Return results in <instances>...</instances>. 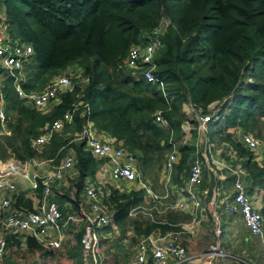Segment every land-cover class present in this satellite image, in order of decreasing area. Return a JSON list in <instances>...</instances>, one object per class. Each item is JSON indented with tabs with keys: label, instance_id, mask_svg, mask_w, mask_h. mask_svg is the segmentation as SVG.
<instances>
[{
	"label": "trees",
	"instance_id": "1",
	"mask_svg": "<svg viewBox=\"0 0 264 264\" xmlns=\"http://www.w3.org/2000/svg\"><path fill=\"white\" fill-rule=\"evenodd\" d=\"M7 30L33 47L20 83L25 91L39 90L69 65L80 68L70 89L59 93L46 110L19 98L11 76L0 79L8 133L0 134V159L50 158L54 164L71 149L77 187L92 176L105 158L93 156L78 138L87 121L96 131L114 137L136 158L140 176L155 177L174 143L179 158L170 173L179 185L194 157L195 132L182 140V103L202 109L223 99L212 126V139L224 140L244 156L247 187H259L264 218V162L252 159L236 138L238 131L260 134L264 125V0H0ZM161 45L153 53L151 72L162 82L135 77L124 64L129 47L146 41L161 20ZM71 112L69 122L51 132L41 147L31 144L44 125ZM158 111L160 120L154 119ZM70 147L65 151V145ZM199 188L207 186V173ZM41 186L36 187L40 196ZM103 202L121 233L134 235L154 229L176 230L186 212L166 210L164 220L129 215L142 204L143 188L104 184ZM11 208L31 209L22 191L10 193ZM81 230L77 232L79 238ZM7 238V236H6ZM28 247L38 242L26 235ZM148 264H152L151 260Z\"/></svg>",
	"mask_w": 264,
	"mask_h": 264
},
{
	"label": "built area",
	"instance_id": "2",
	"mask_svg": "<svg viewBox=\"0 0 264 264\" xmlns=\"http://www.w3.org/2000/svg\"><path fill=\"white\" fill-rule=\"evenodd\" d=\"M163 22L162 19L153 31L146 35V41L132 44L124 58V64L131 69L135 77L141 74L148 81H157L160 87L162 82L151 72V69L153 53L161 45L158 33L162 30ZM32 53V45L13 36L0 21V75L11 76L12 85L19 98L36 108L46 110L57 100L60 92L71 88L72 80L79 76L80 68L69 65L61 72L52 75L45 87L25 91L20 83L23 79V67L30 60ZM223 100L224 98L212 100L205 105L204 109L193 103H187L188 107L184 113H191L192 121L190 122L195 132L194 157L189 165L188 173L185 178H182L181 184L171 183L170 173L179 158V152L174 143L165 153L159 170V177L166 188L177 186L176 196L171 203L162 201L167 194L154 191L146 179L140 176L135 156L116 144L113 136L97 135L91 122L87 121L77 137L84 138L85 145L93 156L105 158L109 163V175L113 180L131 181L134 188H143L144 194L153 203L152 207L156 211L167 207L183 208L186 205V199L196 206L206 198L205 203L210 208L215 235H218L221 230L215 209L218 202L223 211L238 212L248 231L263 240L264 218L256 206L254 196L245 189V170L242 165L244 156L230 143L224 140L216 142L205 133L207 123L216 118ZM72 111H66L60 118L53 120L49 125H44L42 132L32 139L31 144L36 148L41 147L52 131L58 130L63 123L70 121ZM154 113V119L163 122L160 120L158 111ZM261 118L264 119V116ZM188 123L185 118L181 123V129L184 132L182 140L189 136ZM4 133H8V129L0 95V134ZM236 135L237 140L249 150L252 159L259 164L263 163L264 137L255 136L250 131H238ZM217 156L218 161L215 159ZM32 160L33 158L25 160L14 157L0 159V259L6 251V236L10 233H24L33 237L40 245L56 249L67 238L65 224L86 220L82 224L78 240L81 259L84 263L100 264L99 228L115 226L109 209L103 202L104 191L101 184L87 182L83 186L89 199V213L82 210L63 213L58 204L54 200L46 199V196L50 194L52 184L61 180L63 171L73 167V151L68 150L50 172L38 173L30 169L29 163ZM203 169L207 172L206 180L209 181V189L207 186L198 187ZM226 174L232 176V192L229 195L223 193L222 180ZM16 177L26 179L31 193L29 196L40 200L32 209L9 207V197L15 189ZM38 184L41 186L39 197L35 190ZM145 210L151 216L152 213L148 211V208L145 207ZM200 255L203 258L199 264H211L215 258L224 257L226 253L214 242L208 244ZM190 259L186 256L185 247L181 242V230L176 229L167 230L159 235L153 233L141 235L136 241L132 256L119 264H148L149 260L153 264H189Z\"/></svg>",
	"mask_w": 264,
	"mask_h": 264
},
{
	"label": "crops",
	"instance_id": "3",
	"mask_svg": "<svg viewBox=\"0 0 264 264\" xmlns=\"http://www.w3.org/2000/svg\"><path fill=\"white\" fill-rule=\"evenodd\" d=\"M187 103L188 102L182 103L183 113L185 110H187V107H188ZM5 120H6V116H5ZM96 134L100 135L102 137L110 136V135H108L102 131H96ZM69 150H71V149H69ZM215 159L218 161V156ZM56 164L55 163L53 164L51 162L50 158L34 157L33 160L29 163V168L36 170L38 173L50 172L52 170V167ZM205 172H206V170H205ZM105 173L107 174V177L109 178V180H104V174ZM231 178H232L231 175L226 174L222 180V183L224 186V188H223L224 194L229 195L232 192ZM111 179L112 178L109 175L108 166L102 163L99 165L98 168H96V170L94 171L92 176H85L81 180L80 187H77V185H76V182L78 180L77 179V172H76L75 167L73 166L72 168L65 169L63 171V177L61 178V180L59 182L52 184L51 192H50V194H48L46 196V199L54 200L58 204V207L60 208V210L63 213L71 212V211H79V210H82L85 213H89V199L83 190V186L87 182H93V183H99V184H101L102 187H104L103 183L104 182H110ZM244 179H245L246 191L254 196L256 206L258 208H260L262 190L257 186H253L251 189H248V187H247L248 181L246 178V172L244 175ZM114 181H115L114 185H116L117 187H124L127 189L134 188L133 182H131V181H117V180H114ZM146 182H147V179H146ZM119 183H120V185H119ZM176 187H177L176 185H175V187H173V186L169 187L170 194H168L167 191L162 192L161 194H163V193L167 194L164 198H162V201L171 203L176 196ZM207 187H208V189L210 188L209 181H207ZM134 189H136V188H134ZM20 191H22L24 193V195L26 194L31 199V207L32 208L35 205H37L38 202L40 201V200H38L37 197H32V198L30 197L31 193H30L28 181L24 178L16 177L15 178L14 192H20ZM6 195H8V193ZM0 196H1V193H0ZM205 200H207V199L205 198L204 201L202 200V201H200V203L198 205L193 206V204L190 202V200L186 199L185 200L186 205L182 208L183 210H179L177 208L167 207V208H161V209H159V211H156V209L152 207L153 203L149 200L147 195H145L143 193L142 204L140 206H137L136 208H132L129 211V215L134 214L138 210H143V212H145L146 211L145 207L148 208V211L153 209V211L155 213L156 212L161 213L163 211H164L163 213H165L166 210H170V209H173V210L177 209L179 211L186 212L189 215L188 219H186L185 221L178 222L177 225L179 226L178 229L181 230V242L185 247V254H186V256L191 258L189 260V264L201 263L203 257H202V255H200V253L203 252V250L210 243L216 242L218 244V246H220L221 248H224V246H225L224 245L225 244L224 239H222V238L220 239V236L222 235L221 233H223L222 230L224 231V226L226 224H228L229 226H233L234 222L231 223V221L237 220V218L240 219V221L244 227V231L246 230L248 235H253L261 241L259 236L251 234L248 231V229L243 224L241 217H240V214L238 212H225L221 209L218 202H216L215 209L217 210V213H218L217 219H218L221 230H220V233L218 235H215L213 232V228H212L210 208L205 203ZM109 212L111 213L110 210H109ZM144 216H148L151 220L154 219L152 214H151V216H149L148 213H146V212H145ZM220 219L222 221H220ZM163 220H164V217H163ZM208 220H209V222H208ZM84 222H86V220H83V221L78 222V223H67L64 225V230L67 233V238L62 241L61 246L58 248L59 250L61 249L63 252L71 250V244L75 241V240H73V238L76 237L77 232H79L82 229V224ZM207 222L211 224V228H210V226L207 225ZM114 225H115L114 227L102 226L101 228H99V233H100L99 245H100V256H101L100 264H119L120 262L129 259L134 252L136 241L141 236V235H139V236L134 235L132 229H130V228H127L124 231V233H121L119 228L117 227V225L115 223H114ZM166 231L167 230L161 232L157 229H154L148 233H153L154 235H159V234H163ZM148 233H146V234H148ZM8 236H9V234L7 235V238H6V250L8 247L7 244L11 243L13 240V239H11V237H8ZM134 236H135V239H134V242H132L131 239L134 238ZM243 239H245V236H243ZM78 240H79V238H78ZM127 241L132 243V246H130V249L128 252H126L124 255H122V257L118 258L114 254V250L117 249L118 247H121V244L123 246H126ZM36 242H37V240H36ZM18 243L21 245V244H23V241L19 240ZM47 249H51V248H47ZM224 251L226 253V250H224ZM79 252H80V246H79ZM36 253L39 255L40 251H37ZM80 257H81V254H80ZM230 257L231 256L226 253V256L220 257V258H222L224 260H229ZM214 260L211 262V264H214ZM263 263H264V259H263Z\"/></svg>",
	"mask_w": 264,
	"mask_h": 264
},
{
	"label": "rangeland",
	"instance_id": "4",
	"mask_svg": "<svg viewBox=\"0 0 264 264\" xmlns=\"http://www.w3.org/2000/svg\"><path fill=\"white\" fill-rule=\"evenodd\" d=\"M4 20V14L0 11V21L3 26H5L3 23ZM2 77L3 75L1 74L0 79H2ZM184 118L188 120V127L191 131L193 125L192 122H190L192 121L191 113L184 114ZM205 133L207 136L212 138L213 132L210 123H207ZM251 133L254 134L253 132ZM255 136L264 137V125L261 126L260 134ZM69 148L70 147H68V145L66 144L65 151ZM103 164L107 165L109 169V163L106 160L103 162ZM202 178H204L205 180V174H202ZM146 179L147 183H150V178L146 177ZM104 180H109L106 173L104 174ZM106 183L114 184L115 181L111 179L110 182H104L103 185ZM181 183L182 179L179 184ZM155 187L156 190L154 191L158 193L167 191L168 194H170L169 188H166L162 184V181L159 177V170L157 171L155 177ZM177 209L183 210L182 208ZM149 211L152 213L154 219L161 220L164 217V211L161 213H155L153 209ZM144 215L145 212H143V210H138L137 212L132 214V216H136L138 220H141ZM220 221L222 220L220 219ZM208 222L207 225L211 228V224ZM232 222H234V225L229 226L228 224H226L224 226V231L222 230L223 233H221L222 235L220 236V239H224L225 242V246L223 249L226 250V253L231 257L229 258V260H224L220 257H217L214 260V264H264V239L260 241L257 237L253 235H248L247 231H244V227L240 219L237 218V220L231 221V223ZM25 236L26 235L24 233L18 232L9 234L8 237H11V239L13 240L11 243L7 244V250L2 255L0 259V264H90V262L84 263L80 257L79 241L77 237L73 238V240L75 241L71 244V250L63 252L61 249H47L46 247H43L39 244L38 246L28 247L25 241ZM243 236H245V239H243ZM134 239L135 236L131 239V241L134 242ZM19 240L23 241V244L20 245L18 243ZM126 244V246H123L121 244V247H118L114 250V254L118 258L122 257V255L128 252L130 246H132V243H130L129 241H127ZM37 251H40L39 255L36 253Z\"/></svg>",
	"mask_w": 264,
	"mask_h": 264
},
{
	"label": "water",
	"instance_id": "5",
	"mask_svg": "<svg viewBox=\"0 0 264 264\" xmlns=\"http://www.w3.org/2000/svg\"><path fill=\"white\" fill-rule=\"evenodd\" d=\"M196 106V105H195Z\"/></svg>",
	"mask_w": 264,
	"mask_h": 264
}]
</instances>
